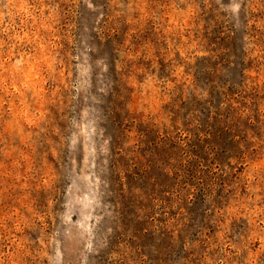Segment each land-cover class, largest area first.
<instances>
[{
	"label": "rangeland",
	"instance_id": "rangeland-1",
	"mask_svg": "<svg viewBox=\"0 0 264 264\" xmlns=\"http://www.w3.org/2000/svg\"><path fill=\"white\" fill-rule=\"evenodd\" d=\"M0 264H264V0H0Z\"/></svg>",
	"mask_w": 264,
	"mask_h": 264
}]
</instances>
